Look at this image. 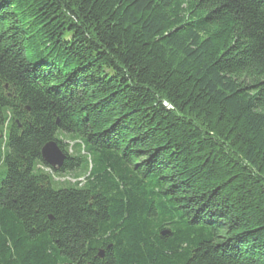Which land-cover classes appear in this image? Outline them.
<instances>
[{"label":"trees","instance_id":"obj_1","mask_svg":"<svg viewBox=\"0 0 264 264\" xmlns=\"http://www.w3.org/2000/svg\"><path fill=\"white\" fill-rule=\"evenodd\" d=\"M1 169L0 264H264V0H0Z\"/></svg>","mask_w":264,"mask_h":264},{"label":"water","instance_id":"obj_2","mask_svg":"<svg viewBox=\"0 0 264 264\" xmlns=\"http://www.w3.org/2000/svg\"><path fill=\"white\" fill-rule=\"evenodd\" d=\"M41 158L53 170L62 169L67 160V156L55 141H51L43 147Z\"/></svg>","mask_w":264,"mask_h":264},{"label":"rangeland","instance_id":"obj_3","mask_svg":"<svg viewBox=\"0 0 264 264\" xmlns=\"http://www.w3.org/2000/svg\"><path fill=\"white\" fill-rule=\"evenodd\" d=\"M62 132H58L57 133V137L58 138H61L62 136ZM60 136V137H59ZM6 170H4V169H1V172H0V186H1V184H2V180L5 178V174H6V172H5ZM57 178V180L58 181H72V179L71 178H69V177H56Z\"/></svg>","mask_w":264,"mask_h":264},{"label":"bare ground","instance_id":"obj_4","mask_svg":"<svg viewBox=\"0 0 264 264\" xmlns=\"http://www.w3.org/2000/svg\"><path fill=\"white\" fill-rule=\"evenodd\" d=\"M60 137V136H59ZM63 150V149H62Z\"/></svg>","mask_w":264,"mask_h":264}]
</instances>
